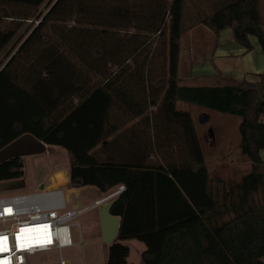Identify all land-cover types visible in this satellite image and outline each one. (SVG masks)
Masks as SVG:
<instances>
[{"label":"trees","instance_id":"16d2710c","mask_svg":"<svg viewBox=\"0 0 264 264\" xmlns=\"http://www.w3.org/2000/svg\"><path fill=\"white\" fill-rule=\"evenodd\" d=\"M0 2L37 9L46 0ZM185 4L57 0L0 69V148L30 133L66 150L73 188L108 193L125 186L111 210L121 224L107 264H133L124 243L130 238L146 245L143 264H264V204L252 199L264 184V72L255 81L181 85ZM10 19L30 15L0 11V53L20 28L8 27ZM199 24L215 35L231 30L246 52L255 36L264 52L261 0L219 1ZM178 101L242 119L240 151L253 170L229 189L228 201L214 187L193 118L177 110ZM151 106H158L153 117L182 123L174 130L176 152L121 133L136 118L149 120ZM153 149L162 160L148 161ZM24 176L23 158L0 165V181Z\"/></svg>","mask_w":264,"mask_h":264},{"label":"rangeland","instance_id":"374dc122","mask_svg":"<svg viewBox=\"0 0 264 264\" xmlns=\"http://www.w3.org/2000/svg\"><path fill=\"white\" fill-rule=\"evenodd\" d=\"M56 1L57 0H46V2L37 9L0 2V11L3 8H9L16 14L30 15V19L21 20L20 22L15 21V19H10V21H7L8 27H13L15 23H19L20 28L13 41L4 51L0 53V69L7 64L13 54L19 49V47L33 31V28L38 25L43 16L48 13ZM262 6L264 9V1H262ZM216 8L217 0H186L183 15L184 26L192 27L195 26V24H199L201 13L206 12L212 14L215 12ZM145 14L147 15L148 13ZM71 26H73V23L69 22L68 27ZM131 32H134V30H131ZM211 35H214V33ZM251 38L258 45L257 37L252 36ZM186 39L187 38L185 35L183 37V45H185ZM208 39L210 40L209 37ZM261 53L262 52L254 54V60L256 63H260L264 59V54ZM260 72H264V69L258 73ZM243 79L255 81L257 77L255 74H249ZM221 83L224 82L219 80L214 84ZM196 111L198 114V124L203 134L202 142L205 150L204 154L206 163L209 170H211V177L212 181L214 182V187L216 184L220 192L225 190L226 194L223 195H225L224 198L226 201H228L230 198V193H228L229 189L234 187V184L242 180L241 176L244 177L253 170L251 163H246L248 159L246 157H242V153L240 151L241 135L239 132V127L242 119L239 116L220 113L200 106L196 107ZM211 135L212 137H215L214 145L212 147L209 145V137H211ZM214 151L216 153H219V151H227V153L232 151L234 152V156H232L229 160L222 159L220 162H215L213 161L215 154H211ZM237 156L239 157L238 159ZM261 157L264 160V151L261 152ZM65 159H67L66 151L60 146L49 147L48 152L39 156V158H30V156L26 157L27 166L25 168L24 177L28 182V186L20 192L29 193L45 190L49 184L46 172L54 168L57 164H63V160ZM59 173L60 171L57 172L55 176L56 179L53 180L52 186H59L66 183L67 178L60 176ZM67 187L69 188L70 186ZM67 187L64 188L67 189ZM66 192L70 195L73 201H78L81 206L92 205L94 200L97 198V193L95 190H83L77 194L76 192L70 193L68 189ZM253 196V204L258 206H262L264 204V184L261 185V189ZM226 219L228 218L226 217ZM80 222L81 232H79L80 229L72 230L74 245L71 248H66L61 252L37 255L33 258V261L35 263L47 262V264H55V262L62 256L69 264H88L89 262L95 260L103 262L107 253L104 244H102L101 239L98 237L99 234L97 229L99 226L97 209H91L84 213L80 217ZM131 248L132 253L130 260L133 262L136 252L134 251L133 247Z\"/></svg>","mask_w":264,"mask_h":264},{"label":"crops","instance_id":"0c3cea01","mask_svg":"<svg viewBox=\"0 0 264 264\" xmlns=\"http://www.w3.org/2000/svg\"><path fill=\"white\" fill-rule=\"evenodd\" d=\"M219 1L222 0H217V2ZM262 1L264 0H261V2ZM187 29L188 30L183 34V37L186 35L187 38L185 45H183V37H182V51L180 54V61H179V82L181 85L194 86V87L214 86L216 85L214 83H216L219 80L222 82L225 81V78L241 80L249 74H257L259 71L264 69V59L260 63H256L254 60V54H258V52H262L264 54V52L259 42L257 45V43L253 41V39L251 38L252 36L250 37V39L254 49L251 52H246V49H244L236 42L231 30H224L220 32L219 35H215V34L211 35L213 34L212 31L206 28L205 26H203L202 24H197V25L195 24V26L187 27ZM208 37L210 38V40L208 39ZM176 107L177 110L188 112L192 116L195 130L198 135L199 142L204 154L205 150L202 142L203 134L198 124V114L196 111L197 106L185 101H178ZM157 110H158V106L149 107V109L147 110V114L150 116L149 120L145 122H141L139 121L141 120V117L136 118L135 122L124 124L123 126H121V133L125 132L126 130H129V133L132 135L133 137L132 139L135 143L145 142V144L149 145L151 148L152 147L154 148L156 144L166 145V146L174 145V149L172 151L176 152V146H178V143L181 138L177 133L174 132V130L178 128H183V125L181 122L177 123L176 121L173 120H164L161 117L159 118L153 117L154 113L157 112ZM154 119L156 126L154 125L153 122ZM209 140H210L209 145L212 147L214 145L215 137H212L211 135V137H209ZM49 147L51 146L48 145V149ZM47 152L48 150L45 153ZM211 154L213 155L215 154V156L213 157V161L215 162H220L222 159L229 160L231 159L232 156H234V152L232 151H229V153H227V151H223V152L219 151V153H216L214 151ZM41 155L30 156V158H39V156ZM242 157L244 156L242 155ZM204 158H205V154H204ZM238 158L239 157L237 156V159ZM148 159H149L148 161H152V162L162 160L160 158V155L155 152V149H153L150 152V156L148 157ZM246 163L250 164L249 161H246ZM24 164L26 168L27 166L26 157L24 158ZM59 171H64V173L66 174L67 176L66 183L61 185H65L63 187L70 186L69 188L67 187L70 193L76 192L78 194L80 191L83 190H92V191L95 190L97 193L96 195L97 198L94 200V202L102 199L103 197H105L110 193L116 192L120 187L117 186L112 190H110L108 193H102L98 188L94 186H87L83 188L71 187L70 165H69L68 155H67V159L63 160V164H57L54 168L46 172L47 180L49 181L47 187L52 186V182L53 180L56 179L55 176ZM209 174L212 180L211 170H209ZM242 178L243 177L241 176V179ZM238 183H240V181L234 184V186H236ZM27 186H28V182L26 180V187ZM215 187H217L216 184ZM69 198L71 199L70 195ZM71 202L74 206H79V207L91 206V205L81 206V204L78 201H73L72 199ZM98 209H97V216H98L99 228L97 229V232L99 234L98 237L101 239L102 244H104L105 246V250L107 254L104 257L103 262L99 260H95L89 262L88 264H107L109 259L110 245L106 244L102 239L101 224L99 220ZM138 225H143V224H138ZM131 226L133 227L136 225L132 224ZM79 232H81V228ZM124 243L130 249L128 261L133 264H143L142 254L147 249L146 245L139 239H135V238L127 239L124 241ZM131 247H133L134 251L136 252L135 259L133 262L130 260L132 253Z\"/></svg>","mask_w":264,"mask_h":264},{"label":"built area","instance_id":"2783aa9c","mask_svg":"<svg viewBox=\"0 0 264 264\" xmlns=\"http://www.w3.org/2000/svg\"><path fill=\"white\" fill-rule=\"evenodd\" d=\"M124 190L125 186L121 185L116 192L85 207L74 206L66 192L68 188L60 185L29 193H1L0 236L7 239L0 261L3 264H47L35 263L33 258L71 248L74 245L72 230L81 228L80 217ZM45 225L47 227H43ZM55 264L69 263L61 256Z\"/></svg>","mask_w":264,"mask_h":264},{"label":"water","instance_id":"95a60500","mask_svg":"<svg viewBox=\"0 0 264 264\" xmlns=\"http://www.w3.org/2000/svg\"><path fill=\"white\" fill-rule=\"evenodd\" d=\"M47 150L48 144L26 133L0 148V165L15 158L41 155ZM25 188V177L0 181V193L22 191ZM115 202L116 198L110 199L98 209L102 239L110 246L117 239L121 224L120 217L111 214Z\"/></svg>","mask_w":264,"mask_h":264},{"label":"snow or ice","instance_id":"6c2138e0","mask_svg":"<svg viewBox=\"0 0 264 264\" xmlns=\"http://www.w3.org/2000/svg\"><path fill=\"white\" fill-rule=\"evenodd\" d=\"M6 212H11V209H5ZM43 227H47L46 225L43 226ZM7 239V237H4V236H0V252L4 251V248H3V243L4 241ZM0 264H3L2 261H0Z\"/></svg>","mask_w":264,"mask_h":264},{"label":"bare ground","instance_id":"6f19581e","mask_svg":"<svg viewBox=\"0 0 264 264\" xmlns=\"http://www.w3.org/2000/svg\"><path fill=\"white\" fill-rule=\"evenodd\" d=\"M60 176L64 177V178H67L66 174L64 173V171H60L59 173ZM52 181V180H51Z\"/></svg>","mask_w":264,"mask_h":264}]
</instances>
